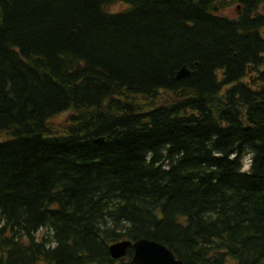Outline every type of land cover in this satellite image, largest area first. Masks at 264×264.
Segmentation results:
<instances>
[{"label":"trees","instance_id":"16d2710c","mask_svg":"<svg viewBox=\"0 0 264 264\" xmlns=\"http://www.w3.org/2000/svg\"><path fill=\"white\" fill-rule=\"evenodd\" d=\"M140 239L264 264V0H0V264Z\"/></svg>","mask_w":264,"mask_h":264},{"label":"water","instance_id":"95a60500","mask_svg":"<svg viewBox=\"0 0 264 264\" xmlns=\"http://www.w3.org/2000/svg\"><path fill=\"white\" fill-rule=\"evenodd\" d=\"M189 75V69L182 66L175 78L183 79ZM130 246L133 248L132 263L134 264H182L165 246L147 239H140L133 244L129 241L115 242L108 247L109 255L112 259L119 260L126 255Z\"/></svg>","mask_w":264,"mask_h":264},{"label":"rangeland","instance_id":"374dc122","mask_svg":"<svg viewBox=\"0 0 264 264\" xmlns=\"http://www.w3.org/2000/svg\"><path fill=\"white\" fill-rule=\"evenodd\" d=\"M124 8H125L124 4H116V5H112L109 8V10L110 11H120V10H123ZM238 11H239V9H238L237 5H231L224 12H222V14L228 18H236ZM245 80H246V78H245ZM65 117H66V114H61L57 118L54 119V122H61L62 120H64ZM246 160H247V158H246ZM246 160H245V163H246Z\"/></svg>","mask_w":264,"mask_h":264},{"label":"clouds","instance_id":"9594fccd","mask_svg":"<svg viewBox=\"0 0 264 264\" xmlns=\"http://www.w3.org/2000/svg\"><path fill=\"white\" fill-rule=\"evenodd\" d=\"M251 156H252V154H250L248 157H247V160H246V163H245V167H244V170L245 171H247L249 168H250V166H251Z\"/></svg>","mask_w":264,"mask_h":264},{"label":"flooded vegetation","instance_id":"af4514ba","mask_svg":"<svg viewBox=\"0 0 264 264\" xmlns=\"http://www.w3.org/2000/svg\"><path fill=\"white\" fill-rule=\"evenodd\" d=\"M242 81H243V78H242Z\"/></svg>","mask_w":264,"mask_h":264}]
</instances>
